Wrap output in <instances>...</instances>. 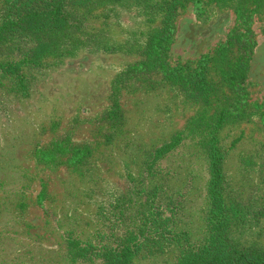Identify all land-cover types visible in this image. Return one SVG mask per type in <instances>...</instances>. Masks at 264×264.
I'll return each instance as SVG.
<instances>
[{
	"label": "rangeland",
	"instance_id": "rangeland-1",
	"mask_svg": "<svg viewBox=\"0 0 264 264\" xmlns=\"http://www.w3.org/2000/svg\"><path fill=\"white\" fill-rule=\"evenodd\" d=\"M166 1L69 5L77 23L39 47L31 27L0 37V65H19L0 70V264H109L125 246L138 248L131 264L195 254L214 227L209 138L222 109L227 232L237 248L264 249V0L247 3L257 45L238 89L225 76L240 51L217 53L240 0L206 2L203 13L179 6L165 59L179 74L151 64L134 73L150 63ZM216 54L207 88L190 86L192 69Z\"/></svg>",
	"mask_w": 264,
	"mask_h": 264
},
{
	"label": "trees",
	"instance_id": "trees-1",
	"mask_svg": "<svg viewBox=\"0 0 264 264\" xmlns=\"http://www.w3.org/2000/svg\"><path fill=\"white\" fill-rule=\"evenodd\" d=\"M89 0H5L4 8L0 15L3 25L0 28V37L4 35H17L26 31V37L30 38L34 44L41 46L48 43L51 39L65 29L74 26L76 16L68 12L66 7L69 5H84ZM234 0H168L165 2L166 12L168 15L164 28L150 38L148 44V54H150V63L139 64L134 69L135 74H144L148 66L152 65L153 69L168 75H178L181 69H169L166 64V56L173 41L176 9L184 6V3H192L198 13H203V7L208 3L216 4L220 7L228 6ZM259 0H240L239 5L234 7L238 24L230 32L227 40L223 43L217 54H227L238 48L241 55L234 59L225 78L234 88H240L242 81L246 76L248 64L256 48L255 35L251 29L252 16L256 10L247 8V3L254 4L257 7ZM258 4V5H257ZM43 53V52H42ZM47 53V52H46ZM46 53H43L46 54ZM214 57L205 55L199 61L198 65L192 69L190 78L184 79L187 83L195 87L196 90H205L207 80L205 72L207 64L214 61ZM1 69H8L15 74L19 73V65L12 66L9 64L0 65ZM136 70V71H135ZM225 122V111L222 109L214 124L209 138V157L211 167V181L209 185V196L212 204L213 232L207 241L200 247L195 254L184 257L179 264H264V249L237 248L232 242L228 227V215L225 201L222 194L223 187V160L224 152L220 146L218 133ZM180 143L179 138L173 142L160 147L156 151V156L161 157L175 149ZM86 147L81 148L86 151ZM82 151L76 154L83 155ZM55 156H49L53 160ZM78 162L82 158H75ZM73 247L78 251L77 254L87 253L83 250L77 241H72ZM138 248L135 246H125L116 251H111L106 255L109 264H131Z\"/></svg>",
	"mask_w": 264,
	"mask_h": 264
}]
</instances>
